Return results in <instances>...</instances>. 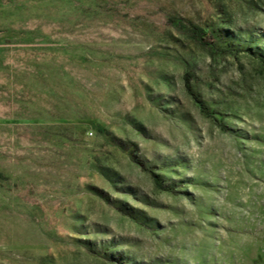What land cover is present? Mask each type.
<instances>
[{"label":"rangeland","instance_id":"obj_1","mask_svg":"<svg viewBox=\"0 0 264 264\" xmlns=\"http://www.w3.org/2000/svg\"><path fill=\"white\" fill-rule=\"evenodd\" d=\"M0 264H264V0H0Z\"/></svg>","mask_w":264,"mask_h":264},{"label":"trees","instance_id":"obj_2","mask_svg":"<svg viewBox=\"0 0 264 264\" xmlns=\"http://www.w3.org/2000/svg\"><path fill=\"white\" fill-rule=\"evenodd\" d=\"M155 178H156V184L158 185L159 184V177L158 176H155Z\"/></svg>","mask_w":264,"mask_h":264}]
</instances>
